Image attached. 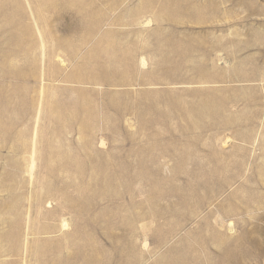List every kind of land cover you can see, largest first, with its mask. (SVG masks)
I'll return each mask as SVG.
<instances>
[{"label":"rangeland","instance_id":"1","mask_svg":"<svg viewBox=\"0 0 264 264\" xmlns=\"http://www.w3.org/2000/svg\"><path fill=\"white\" fill-rule=\"evenodd\" d=\"M0 6V264H264V0Z\"/></svg>","mask_w":264,"mask_h":264},{"label":"bare ground","instance_id":"2","mask_svg":"<svg viewBox=\"0 0 264 264\" xmlns=\"http://www.w3.org/2000/svg\"><path fill=\"white\" fill-rule=\"evenodd\" d=\"M12 4H13V2H12ZM16 5H18V4H16ZM3 6V5H2ZM2 6H0L1 8H2ZM7 7V6H6ZM21 7V6H20ZM25 7V6H24ZM1 8H0V11H1ZM19 9V8H18ZM23 11V10H22ZM8 12V11H7ZM10 12V11H9ZM7 14V13H6ZM10 15V14H9ZM17 17V16H16ZM25 17V16H24ZM15 18V17H14ZM19 18V17H18ZM3 20V19H2ZM9 22H10V20H9ZM8 22V23H9ZM1 23V22H0ZM14 24H16L15 22H14ZM11 25V24H10ZM20 25V24H19ZM22 25V24H21ZM14 26H16V25H14ZM26 27V26H25ZM17 28V27H16ZM7 29V28H6ZM9 29V28H8ZM7 29V30H8ZM19 29V28H18ZM22 29V28H21ZM24 30H25V28H24ZM26 30H27V28H26ZM22 31H23V29H22ZM8 32V31H7ZM8 36V35H7ZM12 38H17V40H20V44H21V42H23L22 40H23V38H22V36H21V34H13L12 36H11ZM11 43V42H10ZM24 43V42H23ZM57 43V42H56ZM55 43V44H56ZM57 44H59V43H57ZM170 44V43H169ZM17 45V44H16ZM31 45V44H30ZM18 47H19V45H18ZM25 48V47H24ZM27 48V47H26ZM28 49V48H27ZM25 50V49H24ZM29 50H30V47H29ZM44 51V50H43ZM17 52H19V51H17ZM26 52V51H25ZM29 51H27V53H28ZM21 54V53H20ZM19 53H18V56L20 55ZM32 54H34V53H32ZM15 55H16V53H15ZM30 55V54H29ZM43 55H44V53H43ZM21 56V55H20ZM22 57V56H21ZM31 57V56H30ZM44 57V56H43ZM18 59V58H17ZM6 60H7V58H6ZM7 67H8V69H7V71H8V73H12V75L14 76V75H18V76H22V75H24V70H21V69H17L15 66H13L12 64H8L7 65ZM25 76V75H24ZM5 78V77H4ZM222 115V114H221ZM58 117V116H57ZM62 117V116H61ZM61 117H59V118H57V120L58 121H60V122H62V123H64L65 121L66 122H68V123H71V122H73L74 121V119H71V117H69L68 119H66V118H61ZM56 122V121H55ZM240 122V121H239ZM229 127V126H228ZM53 128V127H52ZM84 130V129H83ZM86 132V131H85ZM87 133V132H86ZM83 134H84V132H83ZM86 136V135H85ZM136 136V135H135ZM239 166V165H238ZM111 170V169H110ZM200 173V172H199ZM80 175V174H79ZM197 176V175H196ZM218 180V179H217ZM116 181H118V180H116ZM70 184H71V182H70ZM71 185H73V184H71ZM203 185H204V183H203ZM96 186V185H95ZM66 187V186H65ZM230 187V186H229ZM251 187V186H250ZM263 191V190H262ZM223 193V192H222ZM105 194V193H104ZM200 194V193H199ZM204 194V193H203ZM227 194V193H226ZM156 195V194H155ZM172 195V194H171ZM192 198V197H191ZM181 199V198H180ZM74 200H76V197H75V199ZM85 200V199H84ZM79 202V200H76V202ZM81 201V200H80ZM69 202V201H68ZM74 202V201H73ZM72 202V203H73ZM76 202H74V204L76 203ZM73 205V204H72ZM78 205V204H77ZM68 206V205H67ZM93 206V205H92ZM187 206V205H186ZM194 206V205H193ZM73 207V206H72ZM77 207V206H76ZM69 208H70V204H69ZM74 208H75V206H74ZM84 208H85V206H84ZM242 208V207H241ZM77 209V208H76ZM184 209V208H183ZM79 210V209H78ZM81 210V209H80ZM93 210V209H92ZM167 210V209H166ZM75 211V210H74ZM82 211V210H81ZM77 212V211H76ZM83 212V211H82ZM188 212V211H187ZM179 213V212H178ZM165 214V213H164ZM188 215V214H187ZM190 215H192V214H190ZM194 216V215H193ZM78 217V216H77ZM161 217V216H160ZM79 218V217H78ZM89 218V217H88ZM91 218V217H90ZM86 219V218H85ZM94 219V218H93ZM98 219V218H97ZM92 220V218L91 219H89V221H91ZM205 220H206V218H205ZM129 221V220H128ZM75 222V221H74ZM85 223V222H84ZM93 223V222H92ZM200 223H202V222H200ZM96 224V223H95ZM88 225V224H87ZM93 226H95L94 224H93ZM251 226V225H250ZM255 227V226H254ZM84 228V227H83ZM196 229V228H195ZM75 230V229H74ZM86 230V229H85ZM211 230V229H210ZM195 232H197V230L195 231ZM206 234V233H205ZM212 234H214V233H212ZM211 234V235H212ZM207 236V235H206ZM212 236H210V238H211ZM214 237V236H213ZM72 239V238H71ZM165 240V239H164ZM56 241V240H55ZM222 241V240H221ZM216 242V241H215ZM213 243V242H212ZM247 243V242H246ZM217 244V243H216ZM196 246V245H195ZM58 247V246H57ZM61 247V246H60ZM80 247V246H79ZM236 247V246H235ZM68 248V247H67ZM98 249V248H97ZM209 249V248H208ZM231 249V248H230ZM52 250V249H51ZM167 250V249H166ZM201 250V249H200ZM230 251V250H229ZM171 252V251H170ZM195 253V252H194ZM208 253V252H207ZM230 253V252H229ZM232 254H233V252H232ZM200 256V255H199ZM227 256V255H226ZM68 258H69V256H67ZM83 257V256H82ZM185 257V256H184ZM70 259V258H69ZM231 260V259H230ZM243 262V261H242ZM50 263V262H49ZM52 264V263H51Z\"/></svg>","mask_w":264,"mask_h":264}]
</instances>
